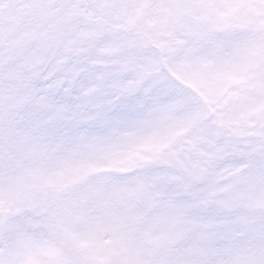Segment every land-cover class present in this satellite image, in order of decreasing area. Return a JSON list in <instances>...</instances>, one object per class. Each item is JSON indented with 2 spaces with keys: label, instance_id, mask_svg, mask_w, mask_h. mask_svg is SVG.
<instances>
[{
  "label": "snow or ice",
  "instance_id": "6c2138e0",
  "mask_svg": "<svg viewBox=\"0 0 264 264\" xmlns=\"http://www.w3.org/2000/svg\"><path fill=\"white\" fill-rule=\"evenodd\" d=\"M0 264H264V0H0Z\"/></svg>",
  "mask_w": 264,
  "mask_h": 264
}]
</instances>
